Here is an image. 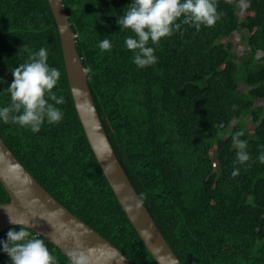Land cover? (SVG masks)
I'll use <instances>...</instances> for the list:
<instances>
[{
	"label": "trees",
	"instance_id": "16d2710c",
	"mask_svg": "<svg viewBox=\"0 0 264 264\" xmlns=\"http://www.w3.org/2000/svg\"><path fill=\"white\" fill-rule=\"evenodd\" d=\"M61 1L108 138L181 264H264V0H214V26L181 24L150 45L157 63L143 69L124 43L132 33L118 24L133 0ZM238 34L246 48L240 55ZM104 38L110 51L98 47ZM24 45L47 48L49 66L61 71L54 92L65 98L57 105L63 118L38 133L0 120L4 142L42 187L133 264H157L85 135L47 0H0V108L10 103L12 69L28 60ZM239 131L251 157L245 165L236 163L231 143ZM9 201L0 183V204ZM9 230L19 226L1 232L0 241ZM39 237L58 264H70ZM0 264H12L2 244Z\"/></svg>",
	"mask_w": 264,
	"mask_h": 264
},
{
	"label": "water",
	"instance_id": "95a60500",
	"mask_svg": "<svg viewBox=\"0 0 264 264\" xmlns=\"http://www.w3.org/2000/svg\"><path fill=\"white\" fill-rule=\"evenodd\" d=\"M62 42L67 78L90 147L121 208L157 264H181L136 192L119 161L98 114L76 36L61 0H47ZM0 183L10 199L0 204V233L18 226L9 215L30 220L35 234L63 255L74 248L88 253L90 264H133L117 247L59 203L14 156L0 135ZM51 234V237L50 235ZM70 260V258H69Z\"/></svg>",
	"mask_w": 264,
	"mask_h": 264
},
{
	"label": "clouds",
	"instance_id": "9594fccd",
	"mask_svg": "<svg viewBox=\"0 0 264 264\" xmlns=\"http://www.w3.org/2000/svg\"><path fill=\"white\" fill-rule=\"evenodd\" d=\"M219 18L214 0H133L118 18V24L122 31L132 33L124 43L133 53V63L143 69L157 63L155 48L150 45L158 46L162 39L179 31L181 24L199 30L201 26H214ZM112 46L108 38L98 45L105 52L110 51ZM21 50L28 52V60L12 69L14 81L6 89L10 103L0 108V120L38 133L45 122L58 124L63 118V112L57 105L64 104L65 98L54 92L62 74L59 69L49 66L47 48L32 52L24 45ZM243 136V131L231 136L239 165L251 160L247 141L241 139ZM258 159L264 164V154ZM239 174V168H234L231 173L233 177ZM9 221L18 225L19 231L9 230L7 240L0 241V244L12 264H58L45 241L29 230L33 227L30 220H18L9 215ZM91 252V249L85 253L79 247L74 248L68 253L70 264H90Z\"/></svg>",
	"mask_w": 264,
	"mask_h": 264
},
{
	"label": "rangeland",
	"instance_id": "374dc122",
	"mask_svg": "<svg viewBox=\"0 0 264 264\" xmlns=\"http://www.w3.org/2000/svg\"><path fill=\"white\" fill-rule=\"evenodd\" d=\"M234 41H235V43H236V45H237V47L235 48V51L240 55L242 52L244 53L245 52V45L241 42V39H240V36H239V34L238 35H235L234 36ZM263 56V54L262 53H258V58L260 59L261 57ZM262 105H264V103H261Z\"/></svg>",
	"mask_w": 264,
	"mask_h": 264
}]
</instances>
